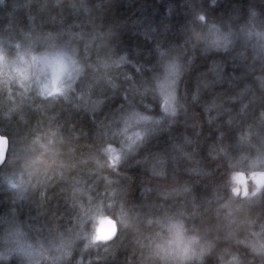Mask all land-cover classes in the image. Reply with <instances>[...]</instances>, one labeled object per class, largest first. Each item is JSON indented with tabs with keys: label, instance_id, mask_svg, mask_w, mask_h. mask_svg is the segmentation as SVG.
<instances>
[{
	"label": "clouds",
	"instance_id": "obj_1",
	"mask_svg": "<svg viewBox=\"0 0 264 264\" xmlns=\"http://www.w3.org/2000/svg\"><path fill=\"white\" fill-rule=\"evenodd\" d=\"M0 264H264V0H0Z\"/></svg>",
	"mask_w": 264,
	"mask_h": 264
}]
</instances>
